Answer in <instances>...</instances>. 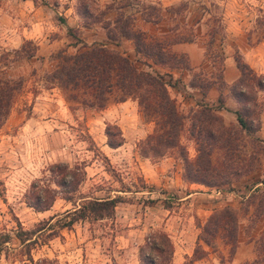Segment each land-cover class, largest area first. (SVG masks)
Here are the masks:
<instances>
[{
	"label": "rangeland",
	"instance_id": "374dc122",
	"mask_svg": "<svg viewBox=\"0 0 264 264\" xmlns=\"http://www.w3.org/2000/svg\"><path fill=\"white\" fill-rule=\"evenodd\" d=\"M148 5L156 7L152 19L161 16L157 23L142 21L141 14L150 10ZM119 13L124 18L129 13L133 28L152 37L190 39L200 46L204 59L212 65L209 75L190 70L183 53H175V63L151 69L162 73L163 80L169 79L168 71L179 72L169 74L174 84L184 78L204 94L214 86L216 100L218 96L221 100L212 107L230 99L247 119L253 130L249 134L241 131L237 122L226 125L222 116L213 112L233 136L227 146H211V162L220 172L215 179L227 184L205 186L184 176L182 157L192 161L196 155V134L190 132L188 117L197 106L179 111L188 116L179 142L158 156L150 151V143L145 144L155 127L152 115L139 111L135 100L127 98L120 104L115 102L118 95H111L103 109L69 106L58 88L42 81L49 54L75 49L69 45L74 38L58 21V14L74 37L87 44L116 48L139 68L149 70L136 60L132 41L118 38L115 46L106 38ZM25 40L31 42L25 48L33 50L36 46V55L44 57L41 63L34 58H13V50ZM225 57L233 61L239 73L231 83L222 77ZM12 58L14 61H6ZM237 61L246 65L243 74ZM0 68L3 77L22 79L0 125V232L10 236L0 250V264H28L13 237L16 221L23 229H31L85 199L114 195L125 201L116 204L110 217L77 221L70 229L57 230L45 244L30 250L32 259L47 258L57 264L130 263L132 254L138 257L140 250L148 253L145 238L158 230L171 236V244L176 241L191 247L182 264H254L258 242H264V0H0ZM108 141L121 144L111 148ZM165 158L171 166L161 170ZM59 162L76 174L74 167L83 166V180L68 194L54 185L56 177L49 171ZM144 172L157 174L160 184H152ZM175 176L179 178L177 185H163L170 181L166 177ZM38 179L55 189L52 205L43 211L25 202L30 183ZM191 183L198 184L192 185L191 191L204 194L181 200ZM254 187L258 190H252ZM65 195L71 200H65ZM226 205L235 209L239 220L238 243L231 254L230 245L220 235L210 238L208 246L196 243L197 224L202 225L214 210ZM170 214L172 218L165 224ZM154 257L157 264H165Z\"/></svg>",
	"mask_w": 264,
	"mask_h": 264
},
{
	"label": "trees",
	"instance_id": "16d2710c",
	"mask_svg": "<svg viewBox=\"0 0 264 264\" xmlns=\"http://www.w3.org/2000/svg\"><path fill=\"white\" fill-rule=\"evenodd\" d=\"M147 7L150 10L148 13L141 14L142 21L157 23L161 19L160 15H154V19L150 17L152 10L156 7L154 5ZM119 14L112 21L113 27L107 29L106 38L115 42V46L118 45L116 40L118 38L132 41L136 60L141 61L149 70L139 68L132 59L116 48L97 42L87 44L74 37L64 17L58 14V21L66 26L67 33L74 38V42L69 45L75 49L71 53L65 49H60L49 54L46 60L49 67L44 72L42 81L58 88L62 98L69 106L75 104L82 108L103 109L109 104L108 99L111 95H118L115 102H121L127 98L135 100L139 111L151 114L155 124L153 132L146 136L145 144L150 143V151L161 156L164 153V148L177 146L183 121L188 116L179 112L174 99L167 93L166 87L174 85V82L170 80V75L167 74L168 80H163L162 73L152 70L151 67L175 63L174 60L177 55L170 51V45L179 42H191V40L184 38L165 40L160 37H152L144 30L133 28L129 21V13L125 15L126 18L121 13ZM30 43V40H25L18 49H14L13 58L14 56L25 60L34 58L41 63L44 57L36 55V46L32 48L33 50L25 48V44ZM13 58L6 61L10 63L14 61ZM236 64L240 73L243 74L246 65L240 61H237ZM2 70L0 68V125L9 112L14 92L22 83L20 77L17 79L3 77ZM257 83L259 85L258 81ZM190 86L194 85L190 84ZM220 100L218 96L216 101L220 103ZM196 106L198 109L191 110L192 113L188 117L190 132L196 134L194 139L196 143L195 158L189 161L183 156L184 150H180L184 161V176L191 182L205 186L227 184V181H216L215 177L219 176L220 172L218 167L211 162L210 154L212 143H218L224 147L230 144L233 136L230 135L229 129L224 127L218 117L213 114L217 108L205 103H199ZM234 115L241 131L246 134L253 131L247 119L239 111L235 110ZM120 144L119 141H108L107 143L111 148ZM74 170L78 173H74L66 164L61 162L54 163L49 167V171L56 177L53 179L54 185L62 188L67 194L73 191L74 185L81 182L84 177L83 166L81 168L74 167ZM76 175L79 177L76 178ZM252 190L258 189L254 187ZM253 194L249 196L253 197ZM63 198L68 201L71 200L69 195H65ZM54 199L55 189L40 179L31 182L25 193L26 204L37 211L49 209ZM124 201L120 195L85 199L77 205L73 204L70 209H65L61 213L50 215L39 221L31 229H23L16 221L17 228L13 237L17 240V248L20 250V254L25 256L28 264H57L54 260L47 258L33 260L30 256V250L45 244L46 240L55 236L57 230L70 229L77 221H95L110 217L116 204ZM238 222V214L234 208L226 205L214 210L202 225L197 224L199 233L196 243L201 241L208 246L210 238L220 235L224 242L230 245L231 254L238 243ZM9 240L8 233L0 232V250L2 246H5L4 243ZM145 241L147 242L145 246L148 253H142L141 250L138 252L140 264H157L154 255L159 257L158 261L169 264L172 244L165 232L154 230L146 236ZM258 246L254 264L264 262V242H258ZM261 252L262 255H260ZM150 253L152 254L149 255ZM195 253L196 249L193 250L192 254Z\"/></svg>",
	"mask_w": 264,
	"mask_h": 264
},
{
	"label": "crops",
	"instance_id": "0c3cea01",
	"mask_svg": "<svg viewBox=\"0 0 264 264\" xmlns=\"http://www.w3.org/2000/svg\"><path fill=\"white\" fill-rule=\"evenodd\" d=\"M170 51L174 53H183L186 56L187 63H188V68L192 71L194 70H203V72L206 71L205 75H209L212 70V65L208 63L207 60L204 59V56L202 54V48L198 46L194 42H179V43H174L170 45L169 47ZM169 74L174 75V74H180L179 72L174 73L173 71H168ZM238 70L236 69L233 61L229 59L228 57L224 58L223 61V69H222V77L224 82L226 83H231L234 81L237 76H238ZM182 82H177V84H174L173 86L166 87L167 92L171 98L174 99L176 107L179 111H183L188 107L196 106L199 103H207L208 105H215L216 104V88L214 86H210L207 88L206 93L202 94V92L199 91L198 88L194 86H190V84L186 83L184 81V78H182ZM125 101L119 102L120 104H125ZM236 106L233 101L230 99L226 100L223 102L222 105H219L217 109L215 110L216 113L222 116L223 122L226 125L229 124H236V119L234 115V110ZM263 125V124H262ZM166 160L162 159V164L160 165L161 170L163 169H168L169 166H171V163ZM145 176H149V180L152 182V184L159 183L160 181L158 180L157 174L150 175L147 172H144ZM170 181H166L163 183V185L167 186H172L178 184V179L176 176L173 178L166 177ZM192 185H198L195 183L189 184L188 191L182 192L183 196L180 198L181 200H186L190 198L193 195L196 194H201L203 195L204 193L201 192H196V191H191L189 188L192 187ZM215 194L218 192L214 191ZM207 196H212V194L206 193ZM172 218V214L168 215L165 218V224ZM156 225V224H154ZM165 230V228H164ZM170 238L171 236L168 235ZM195 238V237H194ZM195 240V239H194ZM191 247L190 246H185L183 243H178L172 241V254L170 258V264H182L183 260L185 257L190 256L191 253ZM239 254L238 251H236V256ZM118 264H140L138 257L134 253L132 254V260L129 263L128 261H120ZM192 264H197L196 261H193Z\"/></svg>",
	"mask_w": 264,
	"mask_h": 264
}]
</instances>
